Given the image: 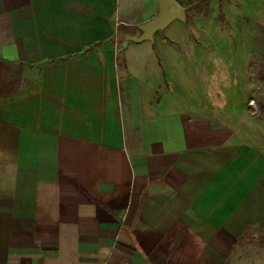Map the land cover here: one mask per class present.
<instances>
[{
    "label": "crops",
    "instance_id": "1",
    "mask_svg": "<svg viewBox=\"0 0 264 264\" xmlns=\"http://www.w3.org/2000/svg\"><path fill=\"white\" fill-rule=\"evenodd\" d=\"M179 3L124 48L159 0H0V264H264V117L204 47L264 0Z\"/></svg>",
    "mask_w": 264,
    "mask_h": 264
},
{
    "label": "rangeland",
    "instance_id": "2",
    "mask_svg": "<svg viewBox=\"0 0 264 264\" xmlns=\"http://www.w3.org/2000/svg\"><path fill=\"white\" fill-rule=\"evenodd\" d=\"M211 27L212 24L204 28L205 30H211ZM221 27L222 30L225 29L230 33L231 38L229 41L207 39L204 41V47L207 50L213 48L223 51L228 48L229 42L232 48H235L234 56L222 54L220 73L228 79L229 77H238L246 92L248 112L255 120H259L264 117V25L262 23H251L248 19H243L237 22L224 23ZM171 29L173 28H169L167 32ZM166 38L171 39V36ZM172 40L181 42L175 39ZM201 41H198L200 45H202ZM179 46L185 47L181 44ZM214 53L213 51V55Z\"/></svg>",
    "mask_w": 264,
    "mask_h": 264
},
{
    "label": "water",
    "instance_id": "3",
    "mask_svg": "<svg viewBox=\"0 0 264 264\" xmlns=\"http://www.w3.org/2000/svg\"><path fill=\"white\" fill-rule=\"evenodd\" d=\"M187 23V14L179 0H159V9L155 17L149 21L136 26L137 35H128L119 39L124 48L129 43L141 44L143 42H154V36L158 32L166 30L173 22Z\"/></svg>",
    "mask_w": 264,
    "mask_h": 264
}]
</instances>
